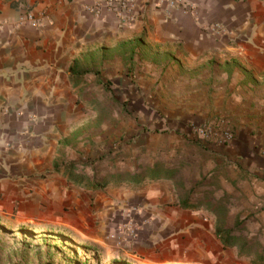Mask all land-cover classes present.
Masks as SVG:
<instances>
[{"label":"crops","instance_id":"crops-1","mask_svg":"<svg viewBox=\"0 0 264 264\" xmlns=\"http://www.w3.org/2000/svg\"><path fill=\"white\" fill-rule=\"evenodd\" d=\"M183 1L194 10L137 0L121 26L112 11L89 12L95 0H0L1 210L88 199L92 161L122 146L149 171L145 201L170 224L161 260L214 264L228 251L242 264L218 222L264 226V4ZM212 119L234 144L191 133V121Z\"/></svg>","mask_w":264,"mask_h":264},{"label":"rangeland","instance_id":"rangeland-1","mask_svg":"<svg viewBox=\"0 0 264 264\" xmlns=\"http://www.w3.org/2000/svg\"><path fill=\"white\" fill-rule=\"evenodd\" d=\"M256 11L264 31V5ZM107 148L92 161L93 180L81 186L88 199L67 192L64 203L40 202L32 214L0 209V264H166L159 255L171 227L145 201L149 171L137 168V156L129 159L122 146ZM126 193L129 199L123 198ZM230 223L219 220L220 231L233 230L240 247L246 244L253 252L241 256L242 264H259L264 226L252 228L240 218ZM228 254L220 252L212 263L232 264Z\"/></svg>","mask_w":264,"mask_h":264},{"label":"built area","instance_id":"built-area-1","mask_svg":"<svg viewBox=\"0 0 264 264\" xmlns=\"http://www.w3.org/2000/svg\"><path fill=\"white\" fill-rule=\"evenodd\" d=\"M175 1L187 11L194 10L192 4H188L183 0ZM87 10L97 16H101L105 11H112L116 15L121 26H128L133 23L137 16L138 2L137 0H95ZM28 19L35 22L45 21L49 19V14L47 12H43L40 16L29 14ZM214 24V27L218 28V24ZM188 125L191 133L204 143L231 145L234 144L236 140L235 131L228 123L221 119L191 121Z\"/></svg>","mask_w":264,"mask_h":264},{"label":"trees","instance_id":"trees-1","mask_svg":"<svg viewBox=\"0 0 264 264\" xmlns=\"http://www.w3.org/2000/svg\"><path fill=\"white\" fill-rule=\"evenodd\" d=\"M233 230H225V232H220V238L222 239V242L225 247L230 246H238L239 245V237L236 235H233ZM240 256H249L253 255V252L251 250H246V244H244L239 251ZM259 264H264V257L261 256L258 258Z\"/></svg>","mask_w":264,"mask_h":264}]
</instances>
